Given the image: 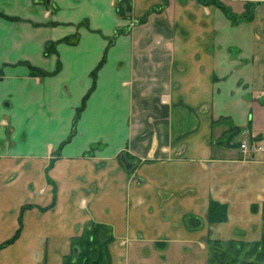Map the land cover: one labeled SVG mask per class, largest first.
Listing matches in <instances>:
<instances>
[{"label":"crops","instance_id":"obj_1","mask_svg":"<svg viewBox=\"0 0 264 264\" xmlns=\"http://www.w3.org/2000/svg\"><path fill=\"white\" fill-rule=\"evenodd\" d=\"M119 1L0 0V243L34 205L0 264H63L92 221L112 228V264H208L209 239L263 236L264 151L241 143L264 146V0H223L242 2L238 14L258 1L239 23L197 0L137 23L162 0H130L132 19ZM211 200L227 220L208 222Z\"/></svg>","mask_w":264,"mask_h":264},{"label":"trees","instance_id":"obj_2","mask_svg":"<svg viewBox=\"0 0 264 264\" xmlns=\"http://www.w3.org/2000/svg\"><path fill=\"white\" fill-rule=\"evenodd\" d=\"M180 1H186V0H180ZM199 3L209 6V5H215L222 9L225 14L235 23H239L244 20H252L254 17V9L256 5L258 4V1H250L245 4V10L241 13H235L231 7L226 5L223 0H197ZM169 0H162V4L158 6H153L150 8L142 17L138 18L136 20L137 23H144L147 20V17L150 13L154 11H161L163 10ZM117 11L118 15L122 18L125 19H132V5L130 3V0H120L119 3L117 4ZM130 28V25H125L122 28H117L116 33L110 37V43L113 42V39L115 38L116 35L120 34L121 32L127 31ZM77 36V35H76ZM75 40H71L70 36L64 37L63 39L58 40L57 42H52V44L47 46L46 49V54L54 53L57 52L55 46L56 43L59 42H66V43H75ZM103 61V60H102ZM102 61H100L99 65L97 68L93 71L92 77H93V84L89 92L85 95L82 105L78 108V112L76 115L77 116L82 112V110L85 107L86 100L88 96L90 95L91 91H93V88L95 87V79H96V74H97V69L100 67L102 64ZM29 68L32 70L33 74L37 75H48L50 72H46L41 68L35 67L33 65H30L27 63ZM60 68V64H58V68ZM54 71L53 73H55ZM2 75V71L0 70V76ZM230 136H234L238 134L241 129L236 127V126H231L230 129ZM74 134L73 132L69 135L68 139L65 141L67 142L70 140L72 135ZM259 139V137L256 138H251L252 141H256ZM236 145L235 143H233ZM93 149L90 151L93 152ZM53 161H50L46 173L48 175L49 168L52 166ZM48 181H52L49 176H47ZM56 190L54 189V197H53V202L49 204L46 207L41 208V210L47 209L49 207H52L54 203L56 202ZM33 204H25L21 207V211L19 214V226L15 233L7 238L6 240L2 241L0 243V250L5 248L6 246L12 244L15 242L18 237L20 236L22 229H23V213L26 209H29L33 207ZM263 218H264V201H263ZM256 207L253 206V209ZM227 212H228V207L226 204L221 203L216 200H211L209 203V207L207 210V219L209 223H218V222H223L227 220ZM202 219L199 217H188L187 219V224L191 228H197L201 225ZM114 241V235L112 228L109 227L108 225L101 223V222H96L92 221L83 231L82 234L79 236H76L72 238V246H71V252L66 255L63 259V264H112V256H111V251H110V245ZM222 243H225L226 245L229 243H233V241H228V242H223L219 239H209V258H208V264H226V257L228 256V250L226 248L222 247ZM242 245L244 244L245 246H251V248L254 249V251H251L249 249L245 255H243L242 262L241 264H264V231H263V236L259 241L255 242H241ZM215 244V245H214ZM221 246V247H220ZM258 248V249H257ZM219 252H217V250ZM234 251V252H233ZM239 249L233 246V249H231V252L235 253L237 256H233L231 261H237L238 258V253ZM256 255L255 258L251 257L252 255ZM219 262V263H218Z\"/></svg>","mask_w":264,"mask_h":264},{"label":"rangeland","instance_id":"obj_3","mask_svg":"<svg viewBox=\"0 0 264 264\" xmlns=\"http://www.w3.org/2000/svg\"><path fill=\"white\" fill-rule=\"evenodd\" d=\"M242 2H240V1H235V2H231V3H225L226 5H229L231 8L233 7L234 8V11L236 12V13H238V11L239 10H241V6L243 5V3L241 4ZM0 14H4V13H1L0 12ZM9 19H11L12 21H15V20H17V19H15V18H9ZM51 24V23H50ZM53 25H55V24H53ZM60 25H61V23H60ZM89 25V22H88V19H82L78 24H77V26L78 27H80V26H88ZM77 35V36H76ZM67 36H70V39L73 41V40H75V37H76V42L75 43H68V44H76L77 42H78V40L80 39V33L79 32H74V33H70V34H68V35H65V36H63V37H61V38H59V39H57V40H53V41H50V42H48V44H46V46H45V50H44V53L46 54V49H47V46L48 45H50V44H52V42H57L58 40H60V39H63L64 37H67ZM61 43H66V42H59V43H56V46H55V48H56V50H57V47H58V45L59 44H61ZM58 51V50H57ZM51 53V52H50ZM49 53V54H50ZM55 53V52H54ZM49 54H46V55H49ZM58 64H60V67H61V62H60V59H58V62H57V68H58ZM36 67V66H35ZM38 68H41V67H38ZM41 69H43V68H41ZM44 70V69H43ZM30 71H31V74L32 75H35V76H41V75H37V74H33L32 73V70L30 69ZM44 71H46V70H44ZM46 72H48V71H46ZM56 73V72H55ZM93 73V72H92ZM3 74V73H2ZM45 76V75H44ZM93 76V75H92ZM94 89V88H93ZM82 105V104H81ZM80 105V106H81ZM79 106V107H80ZM78 110V109H77ZM78 112V111H77ZM76 112V113H77ZM227 139V138H226ZM241 139V137L239 136L238 138H235V141H239ZM60 146H61V144H60ZM92 153V152H91ZM49 165V164H48ZM48 167V166H47ZM47 169V168H46ZM46 169H45V171H46ZM47 176H49V174L47 175V173H46V179H47ZM49 178H50V176H49ZM51 179V178H50ZM47 181H48V179H47ZM49 183H51V181H48ZM1 186H2V184H1ZM2 198H3V196L2 195H0V203L3 201L2 200ZM53 202V201H52ZM46 207V206H45ZM3 207H0V209H2ZM39 208L41 209V208H43L42 206H39ZM48 209V208H47ZM47 209H44V210H47ZM1 229V228H0ZM215 245V244H214ZM233 246H235L236 248H238L239 249V251H238V253H239V255H238V258H237V261L235 260V261H231V259L233 258V256H237L235 253H233V252H231V249H233ZM221 247V246H220ZM222 247L223 248H226V250H228L227 252H228V256L226 257V264H241V262H242V258H243V255H245V253L249 250V249H251V251H254V249L253 248H251V246H245L244 244L242 245V243L241 242H235V241H233V243H230V245H229V243L226 245L225 243H222ZM209 249H210V246L208 245V252H209ZM258 249V248H257ZM217 250V252H219V250L218 249H216ZM220 253V252H219ZM209 254V253H208ZM209 257V256H208ZM251 257H253V258H255L256 257V255L254 254V255H252ZM219 263V262H218Z\"/></svg>","mask_w":264,"mask_h":264},{"label":"built area","instance_id":"obj_4","mask_svg":"<svg viewBox=\"0 0 264 264\" xmlns=\"http://www.w3.org/2000/svg\"><path fill=\"white\" fill-rule=\"evenodd\" d=\"M241 148L243 151L247 152V151H264V146H262L261 144H259L256 141H252V142H243L241 143Z\"/></svg>","mask_w":264,"mask_h":264}]
</instances>
